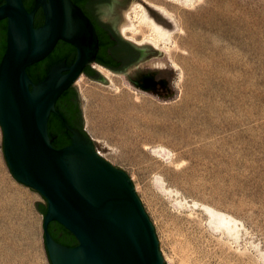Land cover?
Wrapping results in <instances>:
<instances>
[{
    "label": "rangeland",
    "instance_id": "obj_1",
    "mask_svg": "<svg viewBox=\"0 0 264 264\" xmlns=\"http://www.w3.org/2000/svg\"><path fill=\"white\" fill-rule=\"evenodd\" d=\"M134 3L168 39L156 46ZM120 13L124 38L159 51L115 72L113 83L84 75L101 95L84 98L75 85L84 129L131 177L166 262L264 264V0H131ZM125 23L135 31L123 32ZM137 132L156 134L170 153L133 141ZM36 201L46 203L10 171L0 126V264H51L32 225L22 231L1 210L32 218ZM211 209L227 220L213 221Z\"/></svg>",
    "mask_w": 264,
    "mask_h": 264
},
{
    "label": "water",
    "instance_id": "obj_2",
    "mask_svg": "<svg viewBox=\"0 0 264 264\" xmlns=\"http://www.w3.org/2000/svg\"><path fill=\"white\" fill-rule=\"evenodd\" d=\"M102 1L90 9L119 31L120 8L131 0ZM40 8L44 22L36 27ZM3 19H7V44L0 61L3 152L15 179L46 199L35 203L47 204L44 237L51 264H169L129 174L100 154L80 128L65 122L71 142L61 148L53 145L55 137L49 134L58 98L96 62L100 40L92 19L73 0H35L32 10L24 0H4ZM119 34V50L130 63L158 54L151 44L140 45ZM60 40L76 48L75 61L53 64L43 79L34 82L27 68L48 57ZM93 78L107 80L99 70ZM52 221L70 230L78 244L58 242L48 228Z\"/></svg>",
    "mask_w": 264,
    "mask_h": 264
},
{
    "label": "trees",
    "instance_id": "obj_3",
    "mask_svg": "<svg viewBox=\"0 0 264 264\" xmlns=\"http://www.w3.org/2000/svg\"><path fill=\"white\" fill-rule=\"evenodd\" d=\"M76 4H79L80 6H84V3L87 0H73ZM4 2V0H0V5ZM24 3L28 10H32L35 0H24ZM44 22V14L42 11V8H40L35 16V26L38 27L42 25ZM100 45H103V39L102 34H98ZM7 44V19L0 20V61L4 55L5 49ZM77 56L76 48L65 42L60 40L54 50L49 54L48 57L45 59L34 63L30 65L27 68V71L32 78L34 82L39 81L40 79H43L49 70V68L62 60H66L67 64H72ZM97 61H100L101 63H106L105 59L102 57L101 54H98ZM86 74L93 78L97 74V71L92 68L91 66H87L84 70ZM75 96H78L77 89H72L70 87L67 89L57 100L56 108L57 113H52L49 119V134L51 137H55L53 141V145L57 148L64 147L68 144H70V136L71 132L67 129L65 126V122H67L72 127H78L83 132L87 134V132L84 130L83 127L80 125L78 126V115L79 113L82 115V110L79 109L77 111L74 110L72 107V101ZM38 208L41 210H44V214L47 211V204L45 206H41V204H38ZM49 231L51 235L58 241L68 246H75L78 244L77 238L74 236V234L65 228L62 224L52 221L49 224Z\"/></svg>",
    "mask_w": 264,
    "mask_h": 264
},
{
    "label": "flooded vegetation",
    "instance_id": "obj_4",
    "mask_svg": "<svg viewBox=\"0 0 264 264\" xmlns=\"http://www.w3.org/2000/svg\"><path fill=\"white\" fill-rule=\"evenodd\" d=\"M95 3L102 4L103 1L102 0H87L84 3V6H80L79 4L78 5L80 7H82L84 12L92 19V21L94 22V24L96 26L98 34L99 35L102 34L103 45L102 44L100 45V49H99L98 54L102 55V57L105 59L106 63L103 64L100 61H97L98 59H96V62H94L92 65H88V66H91L92 68H94L96 70L94 64H98V65H102L104 67H108V68H110L114 71H117V72H125L126 68H128V66L131 65L132 63H134L136 60H133V61H131L132 63H130L124 57V52H121L119 50V46L122 43V39H121L120 34H119L120 32L114 27L111 20L101 19L98 16L97 12L90 9V6L92 4H95ZM86 68H87V66H86ZM85 74H86V72L84 71V75ZM86 76H88V75L86 74ZM146 80L147 79L144 78L140 82L137 81L136 84H139L141 86H145L144 83L146 82ZM72 102H73L72 107L74 108V110L77 111L79 109V111H80L81 105H80L79 96H75L73 98ZM81 118H82V115L79 113L78 118H77L79 123L82 122ZM79 123H78V126H79Z\"/></svg>",
    "mask_w": 264,
    "mask_h": 264
},
{
    "label": "bare ground",
    "instance_id": "obj_5",
    "mask_svg": "<svg viewBox=\"0 0 264 264\" xmlns=\"http://www.w3.org/2000/svg\"><path fill=\"white\" fill-rule=\"evenodd\" d=\"M146 1H153V0H146ZM135 4H137V3H134L133 4V7H134ZM138 4H137V6H139V8L141 9V13H140L141 14V16H140L141 23L140 24L141 25H147V26H149L152 29V31L155 33V35H154L155 40H153V42L156 43V46H157L158 43H159V41L168 39L169 33H168L167 30H165L159 23H157L149 15L147 9L143 5H138ZM128 17H130V14H128ZM128 29L129 30L132 29V31H135L134 27L130 26L129 23H125L123 25L122 31L125 32ZM138 32L142 33V30H140ZM152 64L153 65H156V66H161V65L164 64V62H161V61H158V62L157 61H153ZM96 65H98V64H96ZM98 70L109 80L110 83H113L114 82L113 76L116 74L115 71H113V70H111L109 68H106V67H104L102 65H98ZM85 82H86L85 81V76L84 75H81V77L75 83V85H77L79 87V90L82 93L83 97L84 98L85 97L89 98V97L92 96V97H99L101 99V95L97 91H95L94 89L91 90L87 86V84ZM154 138H157V135L156 134H151L148 137V135L142 136V134H140L139 132H137V133L131 135V139L133 141H137L139 139H145L144 140V146L147 149H153L155 153L160 154V155H163L165 153L169 154L170 151L165 146L160 145L159 148H158V144L157 145L154 144L156 142V140H154ZM126 145L127 144H125V146H123V147L126 148ZM127 146H129V145H127ZM160 155H158V156H160ZM209 211L211 213V218H212L213 221H215L217 223H224L227 220L226 219V216L224 214H222V213H220V212H218L216 210H213V209H211Z\"/></svg>",
    "mask_w": 264,
    "mask_h": 264
},
{
    "label": "crops",
    "instance_id": "obj_6",
    "mask_svg": "<svg viewBox=\"0 0 264 264\" xmlns=\"http://www.w3.org/2000/svg\"><path fill=\"white\" fill-rule=\"evenodd\" d=\"M71 87H72V89L73 88L76 89L75 86H71ZM78 96H79V93H78ZM81 110H82V107H81ZM81 119H82L81 120L82 122L81 123L78 122V123L80 126H82L84 128L83 115H82ZM1 210H3V215H4V219L6 220V222L10 223L13 220H15L17 223H20V227H21L22 231H27L29 224H31L33 229L35 231H37L38 238L40 239V241H42V243H44V246L46 249L45 237H44V213H42L37 208L36 210H32L33 217L28 218L27 217L28 212H26V210H20V212H19L18 208H14V207H4V208H1ZM26 213H27V216H26ZM46 251H47V249H46ZM47 255H48V253H47ZM48 258H49V256H48ZM49 261H50V259H49Z\"/></svg>",
    "mask_w": 264,
    "mask_h": 264
},
{
    "label": "built area",
    "instance_id": "obj_7",
    "mask_svg": "<svg viewBox=\"0 0 264 264\" xmlns=\"http://www.w3.org/2000/svg\"><path fill=\"white\" fill-rule=\"evenodd\" d=\"M82 75H84V74H82ZM80 77H81V76H80ZM80 77H79V78H80ZM79 78H78V79H79ZM75 83H76V82H75Z\"/></svg>",
    "mask_w": 264,
    "mask_h": 264
}]
</instances>
